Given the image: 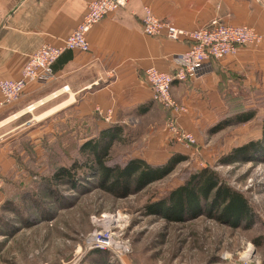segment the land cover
Returning <instances> with one entry per match:
<instances>
[{"label":"rangeland","instance_id":"374dc122","mask_svg":"<svg viewBox=\"0 0 264 264\" xmlns=\"http://www.w3.org/2000/svg\"><path fill=\"white\" fill-rule=\"evenodd\" d=\"M177 99L184 102V97ZM155 102L158 125L151 127L153 119L148 117L129 129L127 142L114 144L109 162L122 165L129 158L146 155L155 162L149 163L159 165L179 152L186 159L165 178L126 197L100 188L93 173L82 178L78 188L65 182L56 187L55 195L43 189L42 179L56 167L84 157L80 144L94 133L98 118L68 110L44 119L43 113L0 142V183L4 189L0 264H264V155L221 163L234 148L261 134L262 116L218 132L212 130L233 113L253 108L251 103L264 102L234 97L222 110L215 106L211 110L209 101L206 111L204 101L198 100L194 103L199 112L195 118L189 120V109L178 118L181 130L195 138L190 147L170 132L167 122L171 113ZM33 116L30 111L19 121ZM207 167L248 198L256 213L251 226L232 227L206 214L172 221L147 213V204L167 196L193 172ZM27 194L38 197L41 205L34 197V201L27 200ZM11 203L16 211L10 209Z\"/></svg>","mask_w":264,"mask_h":264},{"label":"crops","instance_id":"0c3cea01","mask_svg":"<svg viewBox=\"0 0 264 264\" xmlns=\"http://www.w3.org/2000/svg\"><path fill=\"white\" fill-rule=\"evenodd\" d=\"M88 1L0 0V77L18 79L40 46L59 44L83 20ZM145 5L179 28H201L219 19L252 26L262 35L258 45L240 46L235 55L212 60L199 78L173 85V95L184 97L183 103L191 111L189 120L199 113L194 104L198 100L204 101L206 111L210 102L211 110L225 109V102L234 97L264 102V0H131L92 27L88 52L65 51L53 66L51 80L29 83L12 103L3 104L0 91V142L25 129L36 115L45 113L46 119L68 110L98 118L96 130L89 137L104 128L121 126L124 139L120 143L127 142L129 129L148 117L153 119L151 127L157 126L158 105L145 70L155 66L172 73L176 67L173 57L187 50L190 42L183 38L173 40L165 34H145ZM33 105L34 109L28 110ZM251 107L263 119L264 103H251ZM30 111L33 118L20 123V118ZM155 118L157 122L153 124ZM185 122L190 123L188 119ZM3 196L0 183V200Z\"/></svg>","mask_w":264,"mask_h":264},{"label":"trees","instance_id":"16d2710c","mask_svg":"<svg viewBox=\"0 0 264 264\" xmlns=\"http://www.w3.org/2000/svg\"><path fill=\"white\" fill-rule=\"evenodd\" d=\"M256 116L257 109L246 108L223 119L212 130L218 132L229 125L247 123ZM261 129L259 138L251 139L244 145L234 148L229 155L221 159V163L231 164L240 159L252 160L257 154L264 155V117ZM122 132L121 126H115L100 130L96 136H88L89 138L79 147L83 158L76 157L70 165L56 167L50 175L42 179L45 192L55 195L56 187L65 182L78 188L80 180L93 173L98 177L100 188L118 197H126L165 178L186 159L184 154L177 153L165 164H151L139 157L129 158L122 165L112 164L109 162L110 153L114 144L124 139ZM33 197L26 195L27 200L35 199L34 202L40 206L41 203H37L39 198ZM7 206L9 204L4 207ZM15 208L16 205H13L10 209ZM146 211L172 221L194 219L206 214L232 227L251 226L256 220V213L248 198L224 182L217 171L208 167L193 172L186 182L174 188L167 196L147 204Z\"/></svg>","mask_w":264,"mask_h":264},{"label":"built area","instance_id":"2783aa9c","mask_svg":"<svg viewBox=\"0 0 264 264\" xmlns=\"http://www.w3.org/2000/svg\"><path fill=\"white\" fill-rule=\"evenodd\" d=\"M131 0H90L86 3L83 20L59 44H43L29 58L18 79L0 77L2 103L18 100L26 86L32 82H47L54 77V64L67 50L88 52L91 48L88 33L108 14L124 8ZM143 31L150 36L165 34L173 40L185 39L189 47L173 57L175 70L164 72L151 66L145 70V78L150 85L153 98L171 113L167 122L170 132L178 141L190 147L195 141L191 132L183 131L178 123L181 114L189 107L180 102L172 93L176 82H188L199 78L212 60L235 55L240 46L258 45L262 35L249 25L224 23L219 19L196 29L179 28L168 20L157 16L149 5H145ZM67 89V86H65ZM31 106L28 107V109ZM99 110V109H98ZM109 119V117L107 118Z\"/></svg>","mask_w":264,"mask_h":264},{"label":"bare ground","instance_id":"6f19581e","mask_svg":"<svg viewBox=\"0 0 264 264\" xmlns=\"http://www.w3.org/2000/svg\"><path fill=\"white\" fill-rule=\"evenodd\" d=\"M32 108H34V106H32ZM32 108H29V109H32ZM29 109H28V110H29Z\"/></svg>","mask_w":264,"mask_h":264}]
</instances>
